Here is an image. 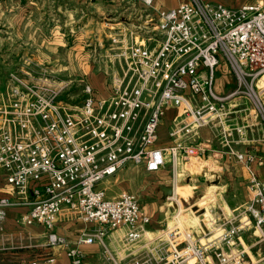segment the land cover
<instances>
[{"label":"built area","instance_id":"obj_1","mask_svg":"<svg viewBox=\"0 0 264 264\" xmlns=\"http://www.w3.org/2000/svg\"><path fill=\"white\" fill-rule=\"evenodd\" d=\"M142 1L143 22L122 37H111L119 45L116 55L123 71L112 76L110 94L100 96L85 80L81 101L70 104L56 100L59 89L51 83L32 86L11 74L9 102L0 107V168L11 188L10 195L0 197V229L10 207L27 206L22 221L43 224L47 246L63 247L70 264H84L82 245L98 241L105 246L110 230L127 227L130 242L146 234L150 217L139 197L128 191L111 196L100 183L130 163L157 171L166 164L168 151L173 159L177 156L178 147L157 145L167 106H185L183 127L203 126L223 122L228 99L244 95L264 124V87L259 85L264 76V2L231 7L188 0L163 8L160 0ZM224 67L237 84L226 94L216 89ZM231 150L250 172L246 209L261 227L264 179L252 168L256 155ZM65 213L95 224L94 231L69 240L56 230ZM179 222L176 218L166 233L169 252H162L161 242L143 260L116 264H244L245 250L233 253L230 248L240 225L203 243ZM55 262L53 253L43 259V264Z\"/></svg>","mask_w":264,"mask_h":264},{"label":"crops","instance_id":"obj_2","mask_svg":"<svg viewBox=\"0 0 264 264\" xmlns=\"http://www.w3.org/2000/svg\"><path fill=\"white\" fill-rule=\"evenodd\" d=\"M185 1L188 0H160V3L163 8H171ZM208 1L231 7L246 2H264ZM145 15L142 0H0V107L9 102L11 74H18L37 86L38 82L30 81L22 74H42L39 72L42 64H45L47 74H81L94 85L100 96H107L112 91V76L123 71L122 62L116 55L119 45L111 43L110 49L114 53L104 55L105 58L100 54L93 62H88L91 55L85 48L101 45L104 36L122 37V32L142 23ZM233 84V74L222 68L217 74V91L226 94ZM261 86L264 87V80ZM227 111L223 122L215 120L208 125L187 128L183 127L187 121L185 106L166 107L158 128L157 145L178 147L177 156L173 159L168 151L166 164L157 171H148L144 163H130L100 183L111 196L128 191L145 199L142 210L150 217L146 234L130 242L126 237L127 227L110 230L105 246L98 241L82 245L86 255L84 264L143 260L162 243L165 247L162 252H169L166 233L170 225L176 223L175 217L168 221V207L173 203L169 200L187 199L192 190L202 186L196 183L198 177L209 174L216 178L214 188H210L214 198L204 213L191 217L187 228L205 243L216 240L232 225H240L243 229L235 244L230 246L232 252L245 250L244 264H264V224L257 226L246 209L250 172L231 150L254 153L256 160L252 168L264 179V124L252 107L236 103L228 105ZM229 131L231 134H226ZM140 181L141 185L137 187L136 182ZM170 187L172 194L167 192ZM10 194L6 173L0 168V197ZM27 211V206L8 209L3 229H0V264H32L34 260L43 264V259L50 253L56 256L55 264H70L63 247L47 246L43 224L22 221L21 217ZM95 227L93 223L66 213L56 222V230L71 241H75L82 231H94Z\"/></svg>","mask_w":264,"mask_h":264},{"label":"rangeland","instance_id":"obj_3","mask_svg":"<svg viewBox=\"0 0 264 264\" xmlns=\"http://www.w3.org/2000/svg\"><path fill=\"white\" fill-rule=\"evenodd\" d=\"M114 32V31H113ZM112 34H115L113 33ZM110 33V32H109ZM102 44L99 43L96 45H90L85 48L86 52L90 54L89 60H92L95 57H98L100 54L102 56H111L114 52L110 49L111 47V38L109 37H103ZM45 51V50H44ZM61 52V50H60ZM45 53V52H44ZM105 58V56H104ZM105 64V63H102ZM73 65L76 66L74 63ZM39 72H43L42 74H32V78H30V75H24L26 79H29L30 81L38 82L37 84L42 86L45 83H51L53 87H56L59 89L58 96H56V100H63L66 103L75 104L81 101L82 95H83V88L85 80L87 81V78H84L81 74H47L45 71V64L40 65ZM37 67V66H36ZM21 79L25 80L24 78L20 77ZM235 79V78H234ZM30 85L31 82L27 81ZM261 82L259 83V85ZM35 86V85H32ZM237 84L235 81V84L232 85V87L229 89L231 92L236 88ZM260 88L263 89V87L260 85ZM227 92V93H228ZM264 96V94H263ZM227 102V101H226ZM228 105L230 104H243L244 107H252L251 102L246 98L244 95H237L236 97L228 99ZM227 108V106H226ZM225 110V107L224 109ZM260 117V116H259ZM194 169H197L194 167ZM209 174V173H208ZM137 187L141 185L140 182H136ZM196 183L201 184V187H198L194 190H192V195L188 196L187 199L181 198L180 200H177V198L170 199L169 202H173L169 208L168 216L169 220H171L173 217L179 219V224L181 226H184L185 228L190 225V219L191 217L197 216L200 213H204L206 208H208V204L212 198H214V192L211 191L210 188H214V185L216 183V178L209 174V175H202L199 176ZM141 193V192H140ZM139 194V193H138ZM140 203L144 204L145 199L142 197H139ZM188 220V221H186ZM177 223L171 224L170 227L175 226ZM165 228V227H164Z\"/></svg>","mask_w":264,"mask_h":264},{"label":"water","instance_id":"obj_4","mask_svg":"<svg viewBox=\"0 0 264 264\" xmlns=\"http://www.w3.org/2000/svg\"><path fill=\"white\" fill-rule=\"evenodd\" d=\"M167 192L169 193V194H172L173 193V188H169V189H167Z\"/></svg>","mask_w":264,"mask_h":264},{"label":"bare ground","instance_id":"obj_5","mask_svg":"<svg viewBox=\"0 0 264 264\" xmlns=\"http://www.w3.org/2000/svg\"><path fill=\"white\" fill-rule=\"evenodd\" d=\"M262 80H264V76L261 78V81H262ZM261 81H260V82H261ZM260 82H259V83H260ZM260 85H261V84H260ZM176 198H178V197H176ZM178 200H179V199H178Z\"/></svg>","mask_w":264,"mask_h":264}]
</instances>
